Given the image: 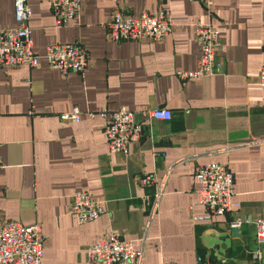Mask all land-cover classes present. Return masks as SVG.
I'll list each match as a JSON object with an SVG mask.
<instances>
[{"label": "crops", "instance_id": "1", "mask_svg": "<svg viewBox=\"0 0 264 264\" xmlns=\"http://www.w3.org/2000/svg\"><path fill=\"white\" fill-rule=\"evenodd\" d=\"M27 4L33 50L79 41L87 66L62 74L43 57L35 68L0 65V224H38L44 264H89L84 248L110 235L143 246L141 264H264L254 224L264 216V0H81L62 27L50 0ZM117 9L134 17L165 9L172 30L155 41H112L106 24ZM198 23L218 30L219 69L182 79L177 72L195 69L200 56ZM14 25L13 0H0V29ZM73 107L80 120L61 121ZM120 107L142 126L126 155L109 151L104 119L86 114ZM156 108L171 118H151ZM206 162L233 173L232 206L210 220L200 218L195 177ZM77 190L102 207L96 219L77 222Z\"/></svg>", "mask_w": 264, "mask_h": 264}, {"label": "built area", "instance_id": "2", "mask_svg": "<svg viewBox=\"0 0 264 264\" xmlns=\"http://www.w3.org/2000/svg\"><path fill=\"white\" fill-rule=\"evenodd\" d=\"M209 2V0H188ZM81 0H50V8L56 27H62L75 19L80 12ZM15 25L0 29V65H26L35 68L43 57L50 69L62 74L70 71L81 73L87 66V53L79 41L47 45L42 55L33 50L31 27L29 20L31 9L27 0H13ZM173 26V20L165 9L143 12L134 17L123 10H115L107 22V34L115 42L134 40H158L168 35ZM194 37L200 49L197 66L193 70L179 71L182 79L202 78L218 71L215 58L221 49L218 30L211 24L198 23L194 26ZM259 84L264 88V64L259 75ZM90 117L96 115L104 119V137L107 147L112 153H128L129 143L140 138L142 126L134 118V113L125 107L116 110L103 108L97 112L88 111ZM156 120H169L171 111L167 108H156L149 112ZM81 111L73 107L70 111L59 114L63 122H78ZM195 177L200 187L198 202L206 209L201 219L210 220L228 212L232 206L233 173L226 165L216 162H206L198 165ZM150 175L142 181H152ZM71 212L78 223H86L96 219L102 212V207L83 190L73 193ZM240 219H233L229 226L238 228ZM255 235L259 243H264V216L254 220ZM44 235L38 224H23L9 220L0 224V264H44ZM83 254L89 264H141L143 246L135 249L130 240L116 235H110L87 245ZM254 257L259 258L256 252ZM162 264H174L165 262Z\"/></svg>", "mask_w": 264, "mask_h": 264}]
</instances>
